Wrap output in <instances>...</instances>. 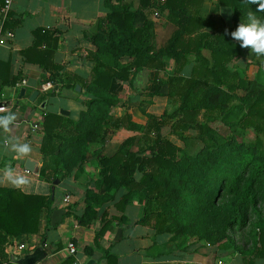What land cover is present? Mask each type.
Listing matches in <instances>:
<instances>
[{
  "label": "trees",
  "instance_id": "1",
  "mask_svg": "<svg viewBox=\"0 0 264 264\" xmlns=\"http://www.w3.org/2000/svg\"><path fill=\"white\" fill-rule=\"evenodd\" d=\"M217 1L231 8L233 24L231 28L213 34L215 45L206 40L207 32L190 34L207 19L185 13L186 0H163L161 5L167 8L166 17L176 27L159 48H154L148 41L152 21L144 9L154 4L151 0H138L135 8H129L125 2L120 3L122 6L111 7L100 21H109L110 25L99 24L97 31L90 33L89 39L95 43V48L87 50L86 56L92 66L90 79L82 81L84 97L81 101L85 109L79 111L75 120L58 113L44 114L39 150L53 156L55 167H41L38 174L51 183L52 179L67 176L73 168H78L83 161L81 152L90 142L103 138V122L107 121L109 109L117 103L116 96L108 90L112 77L127 79L131 68L140 64L156 67L163 54L183 61L185 53L193 52L203 60V63L191 66L188 76L176 72L168 77V84L175 87L174 92L180 101L171 112H162L174 116L169 129L178 138L195 131L201 144L195 152H186L174 141L160 135L162 120L157 121L154 115L147 114L144 131L152 130L151 143L134 151L125 146L127 138L113 153L99 158L100 177L94 184L99 187L104 183L107 188L97 195L92 189H85L82 213L79 216L72 213L77 222L86 224L94 217L97 212L94 205L110 201L123 205L136 192L148 206L137 222L150 224L151 220L155 233L166 232L170 234L169 238H179L181 242L190 236L224 247L233 241L225 232L219 231L220 224L229 227L245 223L239 221L236 213L232 217L225 216L222 211L217 213L216 204L229 198L234 211L244 212L258 205L259 201L264 203V135L254 134L247 140L239 138L245 128L250 127L256 132L264 130V80L245 78L234 65L231 68L226 65L227 61L238 56L239 43L226 35L225 30L229 33L236 29L240 15L255 11L257 6L247 5L245 0ZM256 15L264 20V12ZM53 32L43 27L33 29L32 43L21 49V53L29 59V53L35 51L37 62L44 69H53L49 70V81L73 86L74 82L58 72L59 67L49 59L52 50L35 48L40 41L47 43L49 39L51 47H55L57 38ZM203 46L209 48L210 60L200 53ZM124 55L131 59L120 63L119 59ZM161 83L153 76L145 86V92L159 94ZM237 88H241L242 93H236ZM53 91L48 93L53 94ZM192 95H195L193 99ZM243 105L245 111L241 116L231 115L233 108ZM200 108L206 113L216 109L227 131L217 132L200 121L196 117ZM113 122L115 126L124 122L135 125L127 113L114 118ZM51 202L47 194L0 186V230L9 235L35 232L42 208L45 225H48ZM68 215L71 214L66 208L61 218ZM257 219L254 225L257 232L252 235L253 240L247 249L249 257L242 258L243 264H251L250 255L264 256V215ZM103 230L104 224L95 232L94 242ZM86 249L89 247L85 246Z\"/></svg>",
  "mask_w": 264,
  "mask_h": 264
},
{
  "label": "crops",
  "instance_id": "2",
  "mask_svg": "<svg viewBox=\"0 0 264 264\" xmlns=\"http://www.w3.org/2000/svg\"><path fill=\"white\" fill-rule=\"evenodd\" d=\"M151 1L154 4L144 9L152 21L148 29V41L154 48H159L165 43L176 24L167 19V8L161 5L163 0ZM122 2L129 4V8H135L138 0H12L6 8L3 7V0H0V37L4 39V43L0 44V102L6 111L15 113L17 117L11 133L0 132V170L11 164L18 174L27 176L31 184L25 189H20L23 192L49 195L50 190H53L52 196H49L52 199V208L49 212L48 225H45L42 208L35 232L9 235L0 230V264H17L9 260V254L21 255L37 246L41 240L45 255L34 264H83L88 258L94 260L89 264H243L242 258L249 257L247 243L239 246L233 242L218 247L216 243L196 240L194 237L181 242L179 238H169L170 234L166 232L155 233L151 220L150 224L137 222L148 206L136 192L130 195L123 205L114 203L115 201L94 205L96 215L86 224L77 222L72 215L73 213L79 216L82 213L86 188L92 189L95 195L107 188L104 183L99 187L94 184L100 177L101 156L113 153L121 141L127 138L125 146L134 151L151 143L153 132L150 130L145 133L144 128L147 114L157 113L148 107L145 110L143 107H137L144 114V120H136L132 102H119L118 98L125 96L128 99L127 96L135 98L142 95L150 103L154 101V97L166 99L168 92L177 95L170 91L168 77L176 72L188 76L192 65L203 63L201 57L198 58L193 52L185 53L183 61L163 54L158 59L160 64L156 67L140 64L131 68L127 79L112 77L108 90L116 96L117 103L109 109L107 121L103 122L105 129L103 138L90 142L81 152L80 159L83 161L80 166L73 168L67 176L56 177L55 184H51L38 174L41 167L46 169L55 167L52 163L53 156L43 154L39 150L44 114L58 113L75 120L79 111L85 109L81 101L84 97L81 93L84 90L82 81L90 79L92 66V61L86 56L87 50L95 48V43L89 39V35L97 31L99 24L104 27L110 25L109 21L102 23L100 21L111 7L120 6ZM185 13L207 19L204 25L190 34L198 31L207 32L206 40L212 45L216 43L213 34L229 29L233 24L231 8L219 4L217 0H186ZM240 16V22H246V15ZM94 20H97V25L96 31L92 32L89 28ZM37 27L54 30L53 34L57 39L53 48L50 39L47 43L40 41L35 48L51 49L49 56L51 62L56 64L59 67L58 72L73 81L74 85L77 83L79 90H76L74 85L65 86L49 81L47 76L49 70L53 69H44L41 63L37 62L35 51L29 53V59L24 58L21 49L31 45L32 30ZM6 31H10L11 35L7 36ZM200 53L205 59L210 60L208 47L203 46ZM130 59L124 55L120 57L119 62L125 63ZM180 63L182 65L179 69ZM251 64H255L256 70L249 75L246 71ZM226 65L228 68L229 65H234L237 72L245 78H264V57H257L250 49L241 48L240 44L238 56L227 61ZM153 76L162 81L159 86L160 93L149 95L145 92V86ZM41 79L45 80L40 81ZM20 86L24 87V92L18 97ZM33 89L37 90V94L30 100L28 95ZM238 89L239 93H242V89ZM50 91L54 93L49 94ZM119 92L125 94L120 95ZM119 104L121 105L118 106ZM59 108L67 110V114L59 113ZM125 111L135 125L130 126L124 122L115 126L114 118L121 116ZM162 111L158 114L161 115ZM159 133L172 141L173 135L178 137L170 131L167 124L159 126ZM9 135L20 142L31 143L33 151L29 158L37 162L36 172L25 170L21 163L22 159H17L10 151L5 150V138ZM57 176H60L59 173ZM66 208H69L71 215L62 219V213ZM102 224L104 230L94 242V234ZM69 240L75 245L73 253L66 248ZM20 243H23V248H19ZM85 246L89 249L85 250ZM250 257L251 264H264V256Z\"/></svg>",
  "mask_w": 264,
  "mask_h": 264
},
{
  "label": "rangeland",
  "instance_id": "3",
  "mask_svg": "<svg viewBox=\"0 0 264 264\" xmlns=\"http://www.w3.org/2000/svg\"><path fill=\"white\" fill-rule=\"evenodd\" d=\"M256 66L255 64H251L248 69H247V74L252 75L253 73H255V69ZM260 68H262L260 66ZM263 70V69H262ZM261 80H264V78H262ZM175 87L170 85V91L174 92ZM235 92L239 93L240 89H236ZM120 95L125 94L123 92H119ZM174 94V93H173ZM197 95V93H196ZM177 95H167V98L165 99L164 97H154V101L148 103L143 97L142 95H137L135 98H131L130 96H127L128 99L125 98V96L123 98L119 97L118 100L119 102H132L133 105V114L135 115V119L136 120H144V114L142 113V111L137 108V107H143V109L145 110L147 107L151 110H154L157 115H154L155 120L160 121V124H167L169 126L170 122H172L174 116H169V115H165L163 113H161V115H159L158 113H160L162 110V112L165 113H169L171 112L179 103V98L176 97ZM195 95H192V99L194 98ZM190 99V100H192ZM165 100V101H164ZM233 102H237V100H234ZM124 103V102H123ZM121 104H119L118 106H120ZM124 105V104H122ZM136 107H135V106ZM114 110H116L114 108ZM245 111V106H240L237 108H233L232 114L233 116H241ZM126 114V111L123 113ZM122 114V115H123ZM196 117L204 122L205 124L209 125L211 128H213L214 130L216 129L217 132L220 133H225L227 131V127L224 126V124L222 123L221 119H220V113L215 109L213 111H211L210 113H206L203 111L202 108L199 109V113H197ZM262 126H264V123H262ZM187 132V131H185ZM254 134L259 135L260 137H262L264 135V130H260L258 132L254 131L252 128L249 127V129L245 128L244 133L239 136V138H244V139H252ZM153 135V134H151ZM186 137L184 138H178L175 137L173 135V137H171L179 146H182L183 149L186 152L189 153H193L196 151V149H198V146L201 144L200 141L197 139L196 137V132H192V133H185ZM229 198L220 201L219 203L216 204L215 206V211L218 212H224V215L227 217H232L235 213L236 216L238 217L239 221L244 220V225H236V226H226L225 224H220L219 231L220 232H225L228 237L237 245L241 246L242 244L247 243V245L251 243L252 239V235L255 234V232H257L256 229H254V225L257 222V218L260 216L264 215V203L263 201H259L258 205L253 206L252 208H247L244 212H239L238 210L234 211V209H232V206H230L229 204ZM186 238H190V236L186 237ZM185 238V239H186ZM250 242V243H248ZM248 245V246H249Z\"/></svg>",
  "mask_w": 264,
  "mask_h": 264
},
{
  "label": "clouds",
  "instance_id": "4",
  "mask_svg": "<svg viewBox=\"0 0 264 264\" xmlns=\"http://www.w3.org/2000/svg\"><path fill=\"white\" fill-rule=\"evenodd\" d=\"M245 3L256 5V10H250L246 15V22H240L234 31L228 33L225 30L226 35L238 41L241 48L250 49L257 57H264V20L256 15L257 12H264V0H245ZM229 67L231 68V65ZM0 113H3L0 114V132L11 133L17 120L15 113L6 111L3 107H0ZM4 147L17 159L26 160L33 151L30 142H20L11 135L5 138ZM0 184L25 189L31 184V180L25 175L18 174L11 164H8L0 170Z\"/></svg>",
  "mask_w": 264,
  "mask_h": 264
},
{
  "label": "water",
  "instance_id": "5",
  "mask_svg": "<svg viewBox=\"0 0 264 264\" xmlns=\"http://www.w3.org/2000/svg\"><path fill=\"white\" fill-rule=\"evenodd\" d=\"M96 25H97V20H94V22L91 24L89 30L92 32H95L96 31ZM74 88L76 90H79V85L76 83L74 85ZM23 92H24V87L20 86L18 88V97H21L23 95ZM36 94H37L36 89L31 90V92L28 95V99L32 100ZM41 105H43V103H41ZM58 111H59V113L67 114V110H65V109L59 108ZM21 163H22L23 168L27 171L36 172V170L38 169L37 162L34 159H31L29 157L26 158V160L22 159ZM56 182H57V179L54 178V179H52L51 184H55ZM52 193H53V190L51 189L50 194H49L50 197L52 196ZM42 245H43V240H41L37 246L27 250L26 252H24L21 255L10 253L9 254V260H11L17 264H34L42 256L45 255V250L42 248ZM92 261H94V260L91 258H88L85 260V262H83V264H89Z\"/></svg>",
  "mask_w": 264,
  "mask_h": 264
},
{
  "label": "built area",
  "instance_id": "6",
  "mask_svg": "<svg viewBox=\"0 0 264 264\" xmlns=\"http://www.w3.org/2000/svg\"><path fill=\"white\" fill-rule=\"evenodd\" d=\"M11 1L12 0H3V7L6 8L10 4ZM5 34L7 36H10L11 35V32L10 31H6ZM2 43H4V39L2 37H0V44H2ZM0 107H4L3 104H2V102H0ZM23 247H24L23 243H20L19 244V248H23ZM66 248H67V250L70 253H73L75 251V245H74V243L71 240L67 241Z\"/></svg>",
  "mask_w": 264,
  "mask_h": 264
}]
</instances>
